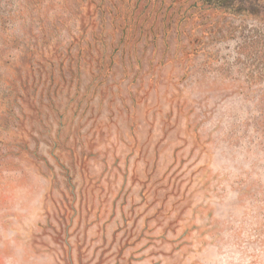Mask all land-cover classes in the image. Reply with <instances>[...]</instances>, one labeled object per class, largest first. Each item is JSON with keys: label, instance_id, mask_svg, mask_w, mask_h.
Wrapping results in <instances>:
<instances>
[{"label": "rangeland", "instance_id": "374dc122", "mask_svg": "<svg viewBox=\"0 0 264 264\" xmlns=\"http://www.w3.org/2000/svg\"><path fill=\"white\" fill-rule=\"evenodd\" d=\"M0 0V264H264V0Z\"/></svg>", "mask_w": 264, "mask_h": 264}, {"label": "trees", "instance_id": "16d2710c", "mask_svg": "<svg viewBox=\"0 0 264 264\" xmlns=\"http://www.w3.org/2000/svg\"><path fill=\"white\" fill-rule=\"evenodd\" d=\"M216 1L222 2V3H220L222 5H227L230 2V0H216Z\"/></svg>", "mask_w": 264, "mask_h": 264}]
</instances>
